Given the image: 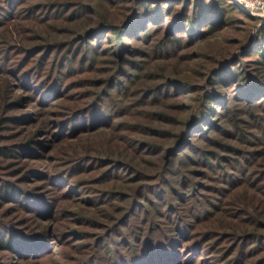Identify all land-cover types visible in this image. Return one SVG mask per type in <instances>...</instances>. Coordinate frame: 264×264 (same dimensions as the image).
Returning <instances> with one entry per match:
<instances>
[{"label":"rangeland","instance_id":"obj_1","mask_svg":"<svg viewBox=\"0 0 264 264\" xmlns=\"http://www.w3.org/2000/svg\"><path fill=\"white\" fill-rule=\"evenodd\" d=\"M217 1L0 0V264H264V22Z\"/></svg>","mask_w":264,"mask_h":264},{"label":"trees","instance_id":"obj_2","mask_svg":"<svg viewBox=\"0 0 264 264\" xmlns=\"http://www.w3.org/2000/svg\"><path fill=\"white\" fill-rule=\"evenodd\" d=\"M212 2L209 3V1H196L195 5L194 3H191L190 1L186 4V0H172L171 3L169 0H166L167 5L164 7H160L159 6V10L161 13L165 14L164 16H169L171 15V13L173 12H178V14L180 16H178V19L176 22H174L172 25H180L182 23V21H188L189 25L191 27H195L197 24L201 23V22H208L211 19V15H214L215 12H217L218 10L221 9V6L219 5L220 2L217 0H211ZM177 4H181L179 9H175L174 8V3ZM200 3V4H198ZM189 6H191L192 9H190V12H192L191 17L188 18L187 13L189 12ZM202 7V8H200ZM149 7H147V10H150ZM200 8V9H199ZM174 9V10H173ZM180 10V11H179ZM201 11V12H200ZM250 19H253V17H250ZM128 21H125L123 23H121L120 25H116V24H112L109 23L108 21H106V18H104L102 20V22H100V26H104V27H110V31L112 33L115 34L116 39L119 40L121 38V34L124 30V28L126 29L127 27V23ZM256 56L259 57V61L260 63L264 64V43L262 45H260L258 47L257 50L254 51ZM258 61H254V63H256ZM231 75V74H230ZM260 85L256 84V83H252L251 85H249L247 88L249 89V91H254V90H259L261 89V87H259ZM210 99V98H207ZM165 133V131H164ZM21 148H26L20 146ZM5 153V154H10V152L3 147H0V154ZM8 191V190H7ZM36 244L35 242L31 244L30 240H28L27 238L25 239L24 237H20L18 235L16 236H12V234H0V249L4 248L6 250H9L11 252H18V251H22L24 249H33V247H35ZM149 246V245H148ZM150 247V246H149ZM153 247V246H152ZM149 248V250H146V256L147 258L149 257V260H155L156 258H160V260L164 259L162 256H167L168 255L166 253H164V251L159 250V249H154V248Z\"/></svg>","mask_w":264,"mask_h":264},{"label":"clouds","instance_id":"obj_3","mask_svg":"<svg viewBox=\"0 0 264 264\" xmlns=\"http://www.w3.org/2000/svg\"><path fill=\"white\" fill-rule=\"evenodd\" d=\"M237 3L249 11L251 16L264 22V0H237Z\"/></svg>","mask_w":264,"mask_h":264},{"label":"built area","instance_id":"obj_4","mask_svg":"<svg viewBox=\"0 0 264 264\" xmlns=\"http://www.w3.org/2000/svg\"><path fill=\"white\" fill-rule=\"evenodd\" d=\"M233 2L237 3V0H233ZM237 5L242 8L245 12L249 13V11H247L242 5H240L239 3H237Z\"/></svg>","mask_w":264,"mask_h":264}]
</instances>
